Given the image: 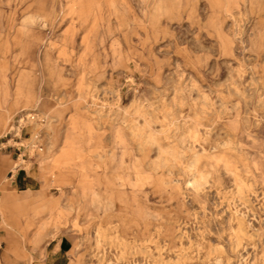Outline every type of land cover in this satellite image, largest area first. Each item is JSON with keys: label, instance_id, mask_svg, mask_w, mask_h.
<instances>
[{"label": "rangeland", "instance_id": "rangeland-1", "mask_svg": "<svg viewBox=\"0 0 264 264\" xmlns=\"http://www.w3.org/2000/svg\"><path fill=\"white\" fill-rule=\"evenodd\" d=\"M0 116V264H264V0H0Z\"/></svg>", "mask_w": 264, "mask_h": 264}, {"label": "built area", "instance_id": "built-area-1", "mask_svg": "<svg viewBox=\"0 0 264 264\" xmlns=\"http://www.w3.org/2000/svg\"><path fill=\"white\" fill-rule=\"evenodd\" d=\"M35 120V115L32 112H20L17 116L13 118V120L10 122L9 127L7 129L6 135L4 136V139H8L11 141H20L23 138V135L25 134V131L28 130L27 123L34 121ZM27 129V130H26ZM36 134L35 139L36 144L34 146V149L42 152L43 151V144L41 140L38 141L39 137ZM17 151H19L21 154V149L24 148H16Z\"/></svg>", "mask_w": 264, "mask_h": 264}, {"label": "crops", "instance_id": "crops-1", "mask_svg": "<svg viewBox=\"0 0 264 264\" xmlns=\"http://www.w3.org/2000/svg\"><path fill=\"white\" fill-rule=\"evenodd\" d=\"M5 201L7 202V199H4L1 201L2 202ZM54 205V204H53ZM18 234L20 233H16L14 231H11L10 229H6V227L4 225H2V223L0 224V241H2L5 246H6V250L10 253H14L17 255V250L16 248L18 247V242L17 239H19ZM32 239H36V244L37 245H41L43 244V248H42V254L45 253V245H47L49 243L48 240L45 239V235L40 234L39 232H32Z\"/></svg>", "mask_w": 264, "mask_h": 264}, {"label": "bare ground", "instance_id": "bare-ground-1", "mask_svg": "<svg viewBox=\"0 0 264 264\" xmlns=\"http://www.w3.org/2000/svg\"><path fill=\"white\" fill-rule=\"evenodd\" d=\"M2 122V116H0V123ZM203 180V179H202ZM3 200V197H0V205H1V201ZM58 202H55L54 203V205L55 206H57L58 204H57ZM2 222H3V224L5 225V226H7L8 228H9V223L6 221V220H2ZM35 241H36V239H35Z\"/></svg>", "mask_w": 264, "mask_h": 264}]
</instances>
